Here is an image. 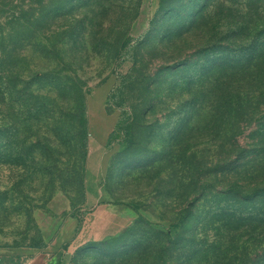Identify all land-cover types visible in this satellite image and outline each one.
I'll list each match as a JSON object with an SVG mask.
<instances>
[{
  "label": "rangeland",
  "instance_id": "rangeland-1",
  "mask_svg": "<svg viewBox=\"0 0 264 264\" xmlns=\"http://www.w3.org/2000/svg\"><path fill=\"white\" fill-rule=\"evenodd\" d=\"M0 34L2 259L183 264L185 198L264 188V0H0Z\"/></svg>",
  "mask_w": 264,
  "mask_h": 264
},
{
  "label": "trees",
  "instance_id": "trees-1",
  "mask_svg": "<svg viewBox=\"0 0 264 264\" xmlns=\"http://www.w3.org/2000/svg\"><path fill=\"white\" fill-rule=\"evenodd\" d=\"M251 100L245 107L249 113L243 115L245 123H256L257 117L264 113V102ZM225 111L232 113L234 109L226 107ZM206 180L201 176L198 187ZM250 188L237 183L225 190H216L217 200L226 202L228 199V202L213 207L214 219L209 226L203 222L199 229L184 226L194 219L195 209L205 196L204 191H196L185 198L171 226V244L191 242L183 264H264V188ZM209 196L212 198V194ZM209 228L214 231L212 235L208 233ZM187 233H191V237L186 239ZM178 260L173 264H180Z\"/></svg>",
  "mask_w": 264,
  "mask_h": 264
},
{
  "label": "crops",
  "instance_id": "crops-1",
  "mask_svg": "<svg viewBox=\"0 0 264 264\" xmlns=\"http://www.w3.org/2000/svg\"><path fill=\"white\" fill-rule=\"evenodd\" d=\"M8 260L2 259L0 255V264H68L70 256L66 251L59 250L55 253L47 250L36 249L25 251L18 256L7 254Z\"/></svg>",
  "mask_w": 264,
  "mask_h": 264
}]
</instances>
